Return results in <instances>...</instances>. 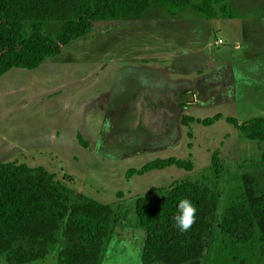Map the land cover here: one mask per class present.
Listing matches in <instances>:
<instances>
[{
  "label": "rangeland",
  "instance_id": "374dc122",
  "mask_svg": "<svg viewBox=\"0 0 264 264\" xmlns=\"http://www.w3.org/2000/svg\"><path fill=\"white\" fill-rule=\"evenodd\" d=\"M225 5L227 15L215 6L211 20L192 10L159 9L142 20L105 21L37 70L0 77V163L44 168L71 190L69 208L80 195L111 206L114 223L101 264H142L135 202L155 200L183 181L218 197L201 264H264L260 234L238 244L218 227L224 208L243 200L246 174L264 194V144L227 123L264 118V0ZM60 28L48 23L43 31L56 36ZM25 32L31 34L30 24ZM167 93L182 108L170 105L172 111ZM216 115L222 118L209 127L188 123ZM172 157L193 170L125 178L130 169ZM61 227L46 259L31 264H62L68 241Z\"/></svg>",
  "mask_w": 264,
  "mask_h": 264
},
{
  "label": "trees",
  "instance_id": "16d2710c",
  "mask_svg": "<svg viewBox=\"0 0 264 264\" xmlns=\"http://www.w3.org/2000/svg\"><path fill=\"white\" fill-rule=\"evenodd\" d=\"M227 0H0V77L13 69L37 70L46 59L59 56L71 43L89 35L95 25L114 20H142L149 11L165 9L172 15L192 10L206 20L215 17V6L226 13ZM59 23L56 36L46 35L44 25ZM31 25V34L25 26ZM222 117L188 118V123L209 127ZM240 135L264 144V118L243 123L227 119ZM78 140L88 148L81 136ZM218 151L212 156L217 162ZM264 166V150L260 158ZM170 167L191 172L193 165L174 157L154 160L140 170L130 169L125 178L144 176ZM243 200L224 208L218 227L238 244L252 243L258 234L264 242V194L254 188L250 174L243 177ZM154 193V192H153ZM72 194L42 167L14 162L0 163V264L43 261L58 244L63 226L67 244L62 264H101L104 246L113 225L111 206L85 196L68 207ZM151 195V194H149ZM187 199L196 208L195 222L187 232L175 226L177 205ZM218 197L208 187L192 181L176 183L155 198L136 200L134 219L143 230L142 264H201L206 238L212 228ZM64 223V225H63ZM25 243L26 246H22Z\"/></svg>",
  "mask_w": 264,
  "mask_h": 264
},
{
  "label": "clouds",
  "instance_id": "9594fccd",
  "mask_svg": "<svg viewBox=\"0 0 264 264\" xmlns=\"http://www.w3.org/2000/svg\"><path fill=\"white\" fill-rule=\"evenodd\" d=\"M196 208L191 201L184 199L177 205V214L174 217L175 226L181 232H187L195 222Z\"/></svg>",
  "mask_w": 264,
  "mask_h": 264
},
{
  "label": "crops",
  "instance_id": "0c3cea01",
  "mask_svg": "<svg viewBox=\"0 0 264 264\" xmlns=\"http://www.w3.org/2000/svg\"><path fill=\"white\" fill-rule=\"evenodd\" d=\"M168 94V96H169V98H167L168 99V101L167 102H169V104H168V106H170V105H176L177 107H178V109H180V107H181V104H183V102L182 103H179V104H177L176 102H174L175 100L174 99H172V97L174 98V94H169V93H167ZM178 97V96H177ZM176 98V97H175ZM171 107V110L173 111L174 110V108L172 107V106H170ZM182 108V107H181Z\"/></svg>",
  "mask_w": 264,
  "mask_h": 264
}]
</instances>
